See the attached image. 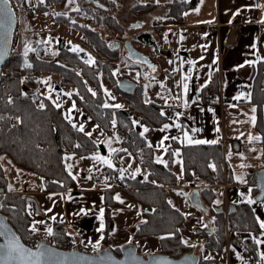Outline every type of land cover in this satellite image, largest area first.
<instances>
[{
    "label": "trees",
    "instance_id": "1",
    "mask_svg": "<svg viewBox=\"0 0 264 264\" xmlns=\"http://www.w3.org/2000/svg\"><path fill=\"white\" fill-rule=\"evenodd\" d=\"M19 1L24 7L31 4L29 0ZM100 1L108 9L106 12L87 5L83 0L76 1L79 11L66 14L52 9L53 19L57 24L73 28L80 33V44L95 57L93 65L83 62L77 53L61 47L57 49L56 60L41 57L36 51L29 52L28 63L32 67H24L22 53L26 41L21 42L16 56L3 64L0 72L2 73L0 75V155H7V158L23 171L41 178L45 183V192L77 190L75 180H72L65 171L62 155L67 153L80 157L89 156L98 147L92 138L73 128L63 116L61 107H55L50 99L40 94L38 86L41 76L43 74L55 76L61 87L73 89L71 97L84 112L83 115L100 128L97 138L111 135L114 129L119 135L127 132L130 141L122 138V146L149 170L147 181L122 179L123 185L129 188L126 193L147 206L141 211L145 223L137 225L133 233L134 238H153L157 245L155 253H161L173 259L188 252H195L197 246L223 257L226 236L243 233L247 235L243 240V254L253 258L257 257V246L250 236L259 233L261 229L251 205L247 202L237 203L234 210L226 215L223 211H217L214 206L218 201L215 188L223 179L222 149L218 144L181 147L183 182L190 181L196 174L195 179L207 185L197 190L202 203L208 210L207 215L213 216V219L210 221L209 228L199 229L195 234L194 246L180 242L183 238L179 229L185 222L184 215L171 206L169 191H167L179 180L169 168L155 162L152 147H148L146 139L133 126L126 113L119 108L104 107L105 98L101 88V78H103L120 94L127 110L141 119L150 129L158 128L165 123L166 118L160 115L158 105L142 100L145 88L142 82H136V89L132 95L119 91L117 87L119 80L128 78L124 71L136 69L138 64L127 59L124 52L119 60V48H115V45L129 38V42L152 48L154 51L157 45L156 39L160 40V27H155L154 30L157 38L147 32L130 35L115 15L122 0ZM34 3L39 5V0H34ZM44 3L46 7L39 10L42 13L50 7L62 9L66 0H45ZM194 3L196 0H172L164 5L167 8L166 16L180 18L185 10L194 6ZM157 5L156 3L133 2L126 7V17L142 20L154 11ZM32 16L34 15L30 12L28 17ZM76 17H80L82 22L75 21ZM154 53L157 56L158 50ZM117 60L120 61L118 68L122 69L123 73H117ZM263 69L264 62H260L252 81L254 90L251 94V102L256 105L258 111L264 105V88L259 87V81L264 78ZM113 72L116 74L113 75ZM90 86L94 88L92 91L96 93L95 96L89 92ZM9 100L12 103H9ZM41 103L45 105L43 109L39 107ZM113 120L116 122L115 126H113ZM166 154H169V151ZM209 165H215V170ZM102 174L109 180L117 175V170L104 167L101 172L93 173L92 178L95 181L100 180ZM7 183L8 178L0 164V213L6 217L22 241L29 245L33 233L30 231L32 220L25 210L28 202L21 197L22 194L9 192ZM255 186L254 180L251 187L253 197L257 193ZM117 190L109 189L103 193L106 233L103 235L101 248L106 247V234L111 230V209L120 205L114 199ZM49 226L54 233L49 243L57 248L65 249V239L68 236L65 223L54 221L50 222ZM161 237L165 238L161 239ZM146 244L149 242L146 241L142 245ZM109 248L120 256V246ZM136 248L139 253L140 246ZM197 256L199 257L198 264H218V259L215 257L206 260L205 256Z\"/></svg>",
    "mask_w": 264,
    "mask_h": 264
},
{
    "label": "crops",
    "instance_id": "2",
    "mask_svg": "<svg viewBox=\"0 0 264 264\" xmlns=\"http://www.w3.org/2000/svg\"><path fill=\"white\" fill-rule=\"evenodd\" d=\"M124 2H126V0H124ZM30 3L29 5L35 4L31 1ZM86 4L92 6L91 3ZM101 4L103 3L101 2ZM165 4L166 3L163 5L158 4V7L142 20H135L130 17L125 18L132 22L138 21V27L135 29L137 31L130 33V35L147 32L157 38L154 30L155 27H160V40H158V38L156 39L157 45L154 51L152 48L131 43L133 47L136 46L144 50V54L154 63L155 70L142 64L139 66L140 63L135 61L138 67L129 70L141 71L142 69H146V73L151 75L147 77V75L144 74L146 79L139 78V81L133 82H142L145 86L144 89L146 91L150 90V99H145L146 92L144 90L142 100L144 102L156 103L160 108L159 112L163 111L165 113L164 116L166 121L162 126L150 129L141 119L127 110L125 102L120 96L125 107L122 111L130 117L133 126L140 133L144 132V128L148 129L147 132H144L143 137L148 144L152 145L154 160L156 161V158L160 157L164 161H167V168L176 175V178L180 177L178 179L179 182L173 185V187H169L167 191H169L171 206L181 211L183 215L185 207L184 204H182L184 202L182 201L180 193H183V191L187 193L188 191L190 194L192 190H197L198 188L202 189L203 186L207 185L200 181L198 182L195 179V176H197L196 174H194L190 181L183 182V175L181 176L182 153L180 150L182 146H187L188 144H182L178 140H172L171 137L176 136L183 138V132L187 131L189 135L193 136L195 139L217 140L218 142L216 144L220 145L222 149L221 163L223 168V179L220 184L216 185L215 189H217L219 203L215 202L214 206L217 211H220L223 207L224 214L226 215L228 213V205L232 206L234 209L235 204L246 202V198L249 196V189L253 186V181L255 180L254 173L264 168V105L260 107L261 110L258 111L256 105L251 102L252 95L250 99L247 98V94H252L254 90L252 81L257 69H259V64L260 62H264V23H261V21L264 20V2L260 0H196L192 8L185 10L180 18L176 19L166 16L167 8L164 6ZM105 7L104 5V9H101L102 12L108 10ZM119 13L120 11L118 10L115 12V15L119 18L118 21H120L121 25L124 27ZM235 13L238 14L234 15ZM125 15L127 16V13ZM155 18L158 22H155ZM132 24L134 23H131V25ZM124 29L126 30L125 27ZM129 29L131 30V28ZM126 31L129 34V30ZM78 36L79 37H73L70 35V39L77 38L79 42L81 36ZM164 36H166L167 39H163ZM181 36L184 37L183 40L180 39ZM127 40H129V38ZM253 44L256 45L255 48L252 47ZM120 49L123 48L119 47V60H121L124 52V50L122 52ZM156 50H158L157 56L155 53L153 54ZM258 56L260 60H257ZM119 60H117L118 62L116 63L117 69L120 66ZM188 61H193L194 64H189ZM213 61H215V63H213ZM245 61H251L252 63L245 64ZM241 64H243L244 67H238ZM190 68L191 73H189ZM263 70L260 71L262 72ZM186 75L190 76V78L181 83L182 78ZM41 77L38 86L40 94L50 99L52 103L59 97L57 102L61 105L64 117L69 113V109H72L70 114L72 123L70 124H76L77 127L83 124L85 132L92 133L89 137L95 141L98 148L89 154V156H82L84 157L83 159L73 154L64 153L62 155L64 166L65 163L73 164L72 172L77 175V179L75 180L77 190L51 193L45 192V183L44 181L43 183H37V181H39L36 180L37 176H33L35 180H33V186H30V190L9 191L8 186L7 190L11 193H20L22 195L24 194L26 197L35 199L38 211L35 210L36 208L32 202L27 203L25 210H27V212H33V215H30L32 222L34 220L44 222L35 225L38 230H45V226H49L50 222H64L67 235L91 245L99 240V248H101V243H103L101 237L106 233L105 224L103 231H97L100 227L99 219L95 220L92 229L87 232L79 229L77 226V220L88 215H96L98 217L100 208L104 209L103 200L101 199L104 196L103 193L109 190L108 188L97 185L95 179H88L89 175L92 176L93 173L101 172L104 167L108 168L92 157L100 155L110 159L114 165V169L117 170L116 176L120 175L119 169H126L127 171L124 174V178L128 180L132 179V173L139 168L140 172L136 174L135 180L142 182L147 181L148 179L145 180L144 177L147 176L148 178L149 170L142 166L139 160L128 153L122 146L121 139L123 137L119 135L115 129L111 135L97 138L100 134V128H98L91 119L83 115L84 112L78 107L72 97L66 95V93H72L73 89L70 87H61L58 84V78L55 76L43 74ZM209 80L213 81V90L220 93L219 101L212 104V106L205 105L207 91L206 83H208ZM184 83L188 85V92L186 95L183 91ZM161 84L164 85L163 88ZM259 87L262 89L264 88V78L259 81ZM242 93L244 95L241 96L240 99H234V97ZM185 101H187L189 105L187 108L183 106ZM73 103H75V109L72 108ZM230 105H232V107H230ZM253 107L256 108L254 114L251 111ZM209 109H211V111H209ZM177 113H181L182 115L177 118ZM252 115L256 117L255 126H253L250 121ZM133 121L137 123L134 124ZM165 124L170 125V127L167 130L161 131ZM174 124H180L181 129H177ZM193 128L199 129L200 131L193 133L191 131ZM217 128H219V131H216ZM242 133L243 135H241ZM249 134L259 135L261 140L249 143L247 139ZM165 136L169 137V139L165 140L164 147H161L160 141ZM110 148L118 151L110 153ZM165 148L168 149L167 151H169V154H166L167 151H165ZM121 149L126 151H119ZM175 150H179L180 156L174 157L171 155ZM229 153H231L230 156ZM241 154H243V158H241ZM65 156H72V160L65 161ZM176 160L181 161V163H175L174 161ZM242 164L246 165V167H240ZM129 165H131V167H129ZM160 165L164 166L163 164ZM89 169H92L91 173ZM241 175L244 181H246L245 183H241L237 180V177ZM102 179H106L103 174ZM126 188L127 189H124V193L128 194L126 192H128L127 190L129 188ZM175 191L179 196L172 193ZM241 193L244 194V197H241ZM117 194H119L120 198H123L121 197L123 193L119 191V189L115 192L114 197ZM50 195H52L51 200L49 199ZM250 195L251 198L254 199L252 192ZM173 196L175 197V205L173 204ZM177 197L180 198L182 207L178 204ZM129 199L134 201L135 204L132 206L136 208V210L130 211L131 216L129 218H127L129 212L124 214V218H114L112 212L114 207L111 209L112 225L110 226L111 230L106 234V247L121 246L132 242L134 246L145 248L144 253H140L139 251L142 255L155 253L157 248H155L154 251H148L145 247L148 245H142L146 241L156 244L153 238H139L138 241L141 242L138 245L136 240L138 238H134V236L132 238L133 234L130 236L131 232L134 233L137 225L141 223V221H144L141 211L143 207L147 206L141 204L129 195V198L122 199L124 201L123 204L118 202L120 205H116L115 208L125 210ZM186 199L188 198L186 197ZM187 201L190 202L189 199ZM29 205H31V209ZM251 207L255 213L256 219L259 217L264 220V198L261 200V203L251 204ZM49 208H51L52 211L45 214L46 209ZM81 209H84L83 213ZM37 212L39 213L38 215L36 214ZM137 213H139V215ZM202 214L204 216L201 218L195 216L196 223H194V226L197 230L209 228L210 221L213 219V216ZM52 216H55L56 219H51ZM117 219L120 223H123V227H126L125 232L128 235L125 240L118 239L119 236H124V233L121 232L122 234L119 235L117 232ZM32 222L30 228L33 226ZM183 227L184 224L180 229ZM180 232L184 239L182 230H180ZM261 232L262 230L250 237L252 239L256 237L264 240V235H261ZM246 236L247 235L243 233L226 236V244L222 252L223 254L221 253L223 257L217 255V253L209 252L208 250H206L207 255H205V257L211 256L212 258H217L218 264H248V259L252 260L251 264H261L260 253H264V243L259 246L256 245L257 257L253 258L247 255L250 257L248 258L243 254V240ZM129 237L131 239H129ZM90 241L91 243H89ZM111 243H113V245H110ZM194 251L193 253L202 255L201 246H197V249Z\"/></svg>",
    "mask_w": 264,
    "mask_h": 264
},
{
    "label": "snow or ice",
    "instance_id": "3",
    "mask_svg": "<svg viewBox=\"0 0 264 264\" xmlns=\"http://www.w3.org/2000/svg\"><path fill=\"white\" fill-rule=\"evenodd\" d=\"M45 2V0H39V3L40 4H43ZM68 4H72L75 2V0H67ZM74 11H79V8H76V9H73ZM198 11V9H197ZM187 14V13H185ZM238 13H235L234 15H236ZM57 15H60V14H57ZM12 21H13V15H12V11H11V8L9 7V0H0V29H6L8 27L11 26L12 24ZM231 22V21H230ZM261 23H264V20L261 21ZM137 25H134V27H136ZM181 40L184 39L183 36L180 37ZM4 43L6 44L7 43V32H5V39H4ZM253 48L256 47L255 44L252 45ZM32 51H35L34 48H32L28 43H25L24 44V50H23V57H24V64L23 66L24 67H27V68H30L32 67V65L30 63H28V54L29 52H32ZM71 51H74V52H82L83 49H80L78 47H73L71 49ZM7 55V51L6 49H2L0 48V63L3 62V59L4 57ZM53 55H56V53H53ZM257 60H260V57L258 56L257 57ZM86 64H90V63H94V61H92L91 57H89L88 60L85 61ZM189 64H194L193 61H188ZM213 63H215V61H213ZM252 63L251 61H245V64H250ZM149 67H152L151 65H149ZM238 67H244L243 64L239 65ZM153 70H155L153 68ZM189 73H191V68L189 69ZM113 75H115L116 73L113 72L112 73ZM0 75H2V73H0ZM77 75H79V73H77ZM190 76H184L182 78V81L181 83H183L184 80L186 79H189ZM51 87V86H49ZM161 87L163 88L164 85L161 84ZM183 91H184V94L186 95L187 92H188V85L186 83L183 84ZM89 92H92V95L95 96L96 93L93 92L91 89H89ZM105 93L107 94V90H105ZM66 95H68L69 97H71V93H66ZM244 94H240L236 97H234V99H240L241 96H243ZM250 96L251 94H247V98L250 99ZM59 100V97L56 98V100L53 101V104L55 105V107L57 108H60L61 105L60 103H58L57 101ZM9 103H12L11 100H9ZM185 108H187L189 105H188V102L185 101L184 102V105H183ZM39 107L41 109H43L45 107V105L43 103H41L39 105ZM75 103H73L72 105V108L75 109ZM104 107L107 108V107H110V105L108 104H104ZM111 107H115V108H120L122 107L121 105H112ZM230 107H232V105H230ZM71 111L72 109H69V113L67 115H65V119L69 121V123H72V120H71ZM209 111H211V109H209ZM252 113L254 114L256 112V108L253 107L251 109ZM160 115L161 116H164L165 113L163 111L160 112ZM182 115L181 113H177V118H179V116ZM250 121L251 123L253 124V126H255V123H256V117L255 115H252L250 117ZM115 120H113V126H115ZM133 123H137L136 121H133ZM73 128H76L77 131H80V132H83L86 136H91L92 133L90 132H85V129H84V125L83 124H80L79 127H77L76 124H72ZM174 126L177 128V129H181V125L180 124H174ZM170 127V125L168 124H165L163 126V128L161 129V131H164V130H167L168 128ZM148 129L147 128H144V132H147ZM191 131L193 133H196L198 131H200L199 129H196V128H193L191 129ZM216 131H219V128L216 129ZM144 132H141L140 135L143 136L144 135ZM243 135V133L241 134ZM169 137L165 136L161 141H160V146L161 147H164V141L165 140H168ZM172 140H178L180 143L182 144H188V145H201V144H216L218 141L217 140H201V139H195L193 136L189 135V133L187 131H184L183 132V138H180V137H176V136H173L171 137ZM248 142L251 143L252 141H260L261 140V137L259 135H252V134H249L248 137ZM76 147H79V145H76ZM148 147H152L151 144H148ZM168 149L165 148V151H167ZM116 149H111L110 148V153H115ZM119 151H126V150H119ZM172 156L174 157H178L180 156V152L179 150H175L171 153ZM231 155V153H229V156ZM84 157H81V159H83ZM94 160L96 161H99L101 164L103 165H106L109 169H114V165L112 164L111 160L110 159H107L103 156H100V155H96L94 157H92ZM241 158H243V154H241ZM65 161H70L72 160V156H65L64 157ZM156 163L158 164H163L165 167L168 166V162L167 161H164L163 159H161L160 157H157L156 158ZM175 163H181V161L179 160H176L174 161ZM129 167H131V165H129ZM209 167H212L213 170H215V165H209ZM240 167H246V165H240ZM72 168H73V164L71 163H65V171H67L68 173V176H70L72 178V180H76L77 179V175L76 174H73L72 172ZM92 169H89V172L91 173ZM127 170L126 169H119V178L122 180L124 179V174ZM140 172V169L137 168L135 170L134 173H132V176L131 178L132 179H135L136 177V174ZM183 175V167H181V176ZM92 176L89 175L88 179H91ZM180 177H177V179H179ZM107 179V178H106ZM145 180H147V176L144 177ZM237 180L241 183H245L246 181H244L243 179V176H239L237 177ZM53 183H57V181H53ZM154 183V182H153ZM61 186L63 187V184H61ZM105 186L107 187L108 185L105 184ZM9 187V191L13 190L11 185L8 186ZM251 192H252V189L250 188L249 189V196L246 198V202L248 204H255V203H261V200L260 199H252L251 198ZM262 192H264V189H262ZM181 195H183V193H180ZM55 195V194H53ZM241 197H244V194L241 193L240 194ZM63 198V197H62ZM70 198V197H69ZM49 199L51 200L52 199V195L49 196ZM103 200V197L101 198ZM114 199H116L119 203L123 204L124 201L120 198L119 194H117ZM169 203L171 204V201H169ZM216 203H219V201H216ZM29 208L31 209V205H29ZM52 209L49 208V209H46L45 211V214H47L48 212H51ZM81 212L83 213L84 212V209H81ZM37 215L39 214L38 212L36 213ZM139 215V213H137ZM28 215H33V212L32 211H29L28 212ZM51 219L55 220L56 217L55 216H52ZM97 219L100 220V227L97 229V231H103V228H104V209L103 208H100L99 210V215L97 217ZM41 223H44L43 221H33L32 222V227L30 228V231L35 233L38 229L37 227L35 226L36 224H41ZM141 223H145V221H141ZM257 223L259 224V227L260 229L262 230L261 232V235H264V220L260 219L259 217H257ZM45 231H46V234L48 236H52L54 233H53V230L51 227L49 226H45ZM178 231V230H177ZM171 235V234H170ZM0 236H4L5 237V243L4 244H0V264H10V262L12 261H15L16 264H52L53 262V259L54 257L60 255V254H56V253H53L51 252L49 249H47L46 247L43 248V250H38L36 252H33L31 251L30 249H27L25 248L20 242H19V239L13 235V234H10L9 231L7 230L6 226L3 225V224H0ZM165 237H161V239H164ZM101 239H103V237H101ZM182 244H185V245H188L189 244V241L187 240H181L180 241ZM91 243V241L89 242ZM99 240H97L95 243H92V248H93V251H96V252H99L100 251V248H99ZM253 243H255L257 246H259L260 244L264 243V240H261L259 238H256V237H253ZM194 246V245H193ZM40 248V246H38V249ZM206 260H209V259H212L211 256H206L204 257ZM239 258V257H238ZM79 259H85L83 257L79 258ZM99 259L101 261H111L112 258L111 257H108V256H100ZM129 259H132V260H135L136 258L134 256L131 255V253L129 254ZM260 259H261V262L262 264H264V253H260ZM66 261H67V258H64V260H57L56 261V264H66ZM112 264H125L124 261H112ZM151 264H171L170 261H167L163 258H160V259H153V261L151 262Z\"/></svg>",
    "mask_w": 264,
    "mask_h": 264
},
{
    "label": "rangeland",
    "instance_id": "4",
    "mask_svg": "<svg viewBox=\"0 0 264 264\" xmlns=\"http://www.w3.org/2000/svg\"><path fill=\"white\" fill-rule=\"evenodd\" d=\"M31 2H34V0H29ZM77 0H75L74 3L72 4H68V2H66L65 6L61 9L58 7H50L51 10H58V12H64V13H70V12H74L73 9H76ZM172 0H126V2H124V0H122V3L119 7V17L121 19V21L123 22L124 27L126 28V30H129V34L130 33H134L137 30V22H132V21H128L129 19L125 18L126 17V13H127V8L129 5H131L133 2L134 3H140V4H147V3H158L160 5H163L164 3H168L171 2ZM73 10V11H72ZM46 10H44V12L42 13L41 11H39V13L33 14L34 16L32 17H26L23 23V31L24 34L22 36V41H26V43H28L32 48L35 49L36 52H38V54L41 57H46L48 59H53L56 60V55H53V53L57 54V49L60 48V43L62 42L63 44V48L66 50L71 51V49L73 47H78L80 49H83L82 52H75L78 54V56L83 60V62H85L86 60L89 59V57H91L92 61H95V57L92 53H90L87 49H85L81 44H79L78 39H70V35L73 37H79L78 35H80V33L73 29V28H69V27H64L60 24H57V22L54 21L53 19V15H51V18L49 20H46V23L44 24H40V19L38 16H45ZM118 15V14H117ZM28 20V21H27ZM75 21L77 22H82L80 17H76ZM155 22H158V20H156L155 18ZM131 23H134L131 25ZM163 23V22H162ZM130 24V25H129ZM155 24V23H154ZM134 25H137L136 27H134ZM131 28V30L129 29ZM163 39H167L166 36H164ZM134 48L137 49V51H139L140 53L144 54V50L142 48L136 47L134 46ZM123 52V49H120ZM74 52V51H73ZM95 63V62H94ZM94 63H90L89 65H93ZM122 69H117V73H123ZM144 71V72H143ZM125 74H127V77L130 81H139V78L142 79H146V76H144V74L147 75V77H150L151 75L146 73V69H142L141 71H135V70H126L124 71ZM91 87V86H90ZM101 88L103 90V95L105 98V104L110 105V107L112 105H121L122 107H120L119 109L124 110V104L122 102V98L120 97V94L114 89L112 88V86H110L103 78H101ZM147 89V87H146ZM91 90H94V88L91 87ZM105 90H107V94L105 93ZM145 90V89H144ZM150 90L146 91L145 90V99H150ZM125 132L122 133L121 136H123ZM7 155H0V164L3 167V171L5 172L7 178H8V186L11 185L13 190H18V191H24V190H30V186H33V180H35V177H33V175L23 171L21 168H19L17 165H15L9 158H7ZM36 180L38 182H42V179L37 177ZM127 187V186H126ZM9 189V187H8ZM127 189V188H126ZM119 191H121L123 194L121 197V199H127L129 198L128 194H125L123 189H119ZM173 194L178 195V193L172 192ZM188 194L189 192L187 191H183V195H181L182 197V201L184 203V227L180 230H182L183 235H184V240L189 241L188 245H194L195 243V233L198 231L197 228L194 226V223H196V217H202L204 216L202 214V212L197 209L196 207H194L193 205H190L189 202L187 201L188 199H186V197L188 198ZM218 196V195H217ZM173 204L175 205V197L173 196ZM178 200V204L181 206L180 204V198L177 197ZM128 201V200H126ZM134 201L132 199H129L128 201V205H126L125 210H121L118 208H115L112 210L113 212V217H122L124 218V214L129 212V214H127V218H129L130 215V211H134L136 210V208L132 205H134ZM196 216V217H195ZM117 232L119 233V235H121L123 232L124 236H117L118 239H122L125 240L127 238V233L125 232V228L123 227V223H120L119 220L117 219ZM76 225V222H75ZM133 233H130V236ZM133 238V235H132ZM129 239H131L129 237ZM138 242V245L140 244L141 241H138V239H136ZM110 245H113V243H111ZM119 245V244H118ZM148 246H145L146 249L148 251H154L155 248H157V246L155 245L154 242H149V244H147ZM121 247V246H120ZM140 253H144L145 248H140ZM146 253V252H145ZM146 255V254H145ZM207 255V251L206 249L202 248V256Z\"/></svg>",
    "mask_w": 264,
    "mask_h": 264
},
{
    "label": "water",
    "instance_id": "5",
    "mask_svg": "<svg viewBox=\"0 0 264 264\" xmlns=\"http://www.w3.org/2000/svg\"><path fill=\"white\" fill-rule=\"evenodd\" d=\"M84 2L91 3V5L96 8L104 9V5L101 4L99 0H84ZM12 15H13V21H12L11 26L6 29H0V48L6 49L7 51V55L4 57L3 62L0 63V72H1L2 67L4 66L3 64H5L9 60V55H10L9 51L11 50V45H12L11 38L13 37V33L15 30V24H16L15 15L13 12H12ZM5 32H7V43L6 44L4 43ZM59 46L60 48L63 47L62 42L60 43ZM115 46H116L115 48L117 49L119 47L123 48V50L125 51V57L127 59L138 62L152 70L155 67L154 63L151 60H149V57L137 51V49L133 47V45L131 44V42H129V40H126L125 42L120 43V44L117 43ZM149 65H151L152 67H149ZM135 86H136V83L133 81H130L127 78H123L119 80L117 84L119 91L127 95H132L134 93L136 89ZM254 174H255V180H256L255 188H257V193L255 194L254 199L262 200L264 198V192H262V189H264V168L257 170ZM21 197H24L27 202H32L36 208L35 210L38 209L37 203L34 198L26 197L24 194ZM188 199L190 201L189 202L190 204L198 208L202 213L207 214L208 210L202 203L198 190H192L188 196ZM233 210H234L233 207L228 205V213H231ZM220 211L224 212L223 207L221 208ZM95 220H97L96 215H88L80 220H77L78 221L77 226L79 229L87 232L92 229ZM0 224L5 225L9 233L15 235L19 239V242L25 248L30 249L33 252H36L38 250H43V248L46 247L51 252L60 254L54 257L52 264H56L57 260L62 261L64 260V258H67L66 264H112V261H124L125 264H151L153 259H160V258L170 261L171 264H198V261H199V257L197 256V254L193 252H188L180 256L177 259L167 257V255L164 256V254H161V253H149L146 255H142L138 253L136 246H134V244L132 243L121 245L120 256H117L112 251V249H110L109 247L100 248L99 252L92 254V253L82 252L77 249L68 250V249H63V248H57L51 245L46 240L39 241L34 247L31 248V246L25 244L22 241L21 237L18 236L19 234L9 224L6 217L2 215L1 213H0ZM4 243H5V237L0 236V244H4ZM38 246H40L39 249H38ZM130 253L132 256L136 258L135 260L129 259ZM105 255L108 257H111L112 260L111 261H101L99 259L100 256H105ZM81 257L85 259H79ZM10 264H16V262L12 261L10 262Z\"/></svg>",
    "mask_w": 264,
    "mask_h": 264
},
{
    "label": "built area",
    "instance_id": "6",
    "mask_svg": "<svg viewBox=\"0 0 264 264\" xmlns=\"http://www.w3.org/2000/svg\"><path fill=\"white\" fill-rule=\"evenodd\" d=\"M264 2V0H260ZM9 7L11 8L12 12L15 15V30L13 33L12 39V45L9 59L11 57L16 56L17 51L20 47V44L22 42V36L24 34L23 31V23L25 18L28 16V14L31 12L33 14L39 13V10L41 8L46 7L45 3L37 5H29L28 7H24L19 0H9ZM53 11L51 8L49 10H46L45 16H38L40 19V24L46 23V20H49L51 18ZM213 81L209 80L208 83H206L207 91H206V99H205V105L206 106H212V104L219 101L220 93H217L213 90ZM125 140L130 141V136L127 132H125L122 136ZM97 185H100L101 187H105L108 189H126V186L123 185L122 180L119 178V176H113L112 178L108 179H100L96 181ZM105 184L108 186L106 187ZM50 227V226H49ZM33 233V232H32ZM52 236H48L46 234L45 230H37L35 233L31 235L30 244L29 246L34 247L39 241L46 240L50 241ZM65 249L68 250H80L82 252L86 253H96V251H93L92 245L88 243H84L82 240L74 238L70 235H68L65 239ZM247 256V255H246ZM250 258L249 256H247ZM252 260L248 259V264H251Z\"/></svg>",
    "mask_w": 264,
    "mask_h": 264
},
{
    "label": "flooded vegetation",
    "instance_id": "7",
    "mask_svg": "<svg viewBox=\"0 0 264 264\" xmlns=\"http://www.w3.org/2000/svg\"><path fill=\"white\" fill-rule=\"evenodd\" d=\"M124 56H125V51H124Z\"/></svg>",
    "mask_w": 264,
    "mask_h": 264
},
{
    "label": "bare ground",
    "instance_id": "8",
    "mask_svg": "<svg viewBox=\"0 0 264 264\" xmlns=\"http://www.w3.org/2000/svg\"><path fill=\"white\" fill-rule=\"evenodd\" d=\"M117 42V41H116Z\"/></svg>",
    "mask_w": 264,
    "mask_h": 264
}]
</instances>
